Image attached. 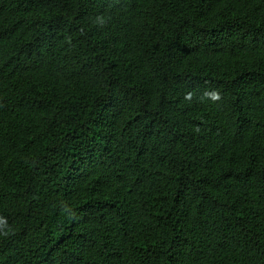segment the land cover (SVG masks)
Listing matches in <instances>:
<instances>
[{"label":"trees","instance_id":"16d2710c","mask_svg":"<svg viewBox=\"0 0 264 264\" xmlns=\"http://www.w3.org/2000/svg\"><path fill=\"white\" fill-rule=\"evenodd\" d=\"M0 264H264V0H0Z\"/></svg>","mask_w":264,"mask_h":264},{"label":"clouds","instance_id":"9594fccd","mask_svg":"<svg viewBox=\"0 0 264 264\" xmlns=\"http://www.w3.org/2000/svg\"><path fill=\"white\" fill-rule=\"evenodd\" d=\"M215 98H216V99H219V96L217 95Z\"/></svg>","mask_w":264,"mask_h":264}]
</instances>
